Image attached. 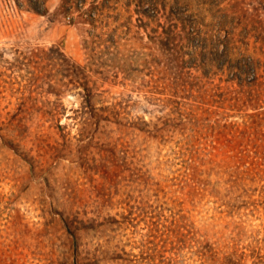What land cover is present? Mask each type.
<instances>
[{
  "label": "rangeland",
  "instance_id": "374dc122",
  "mask_svg": "<svg viewBox=\"0 0 264 264\" xmlns=\"http://www.w3.org/2000/svg\"><path fill=\"white\" fill-rule=\"evenodd\" d=\"M0 264H264V0H0Z\"/></svg>",
  "mask_w": 264,
  "mask_h": 264
},
{
  "label": "trees",
  "instance_id": "16d2710c",
  "mask_svg": "<svg viewBox=\"0 0 264 264\" xmlns=\"http://www.w3.org/2000/svg\"><path fill=\"white\" fill-rule=\"evenodd\" d=\"M33 5H34V4L30 2L28 6H29L30 8H32L34 12H38L37 8H35V6H33ZM86 98L89 99V98H90V95L87 94V97H86ZM88 99H87L86 101H88Z\"/></svg>",
  "mask_w": 264,
  "mask_h": 264
}]
</instances>
